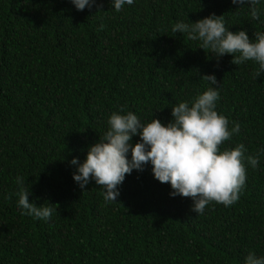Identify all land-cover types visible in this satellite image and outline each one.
<instances>
[{
    "label": "trees",
    "instance_id": "16d2710c",
    "mask_svg": "<svg viewBox=\"0 0 264 264\" xmlns=\"http://www.w3.org/2000/svg\"><path fill=\"white\" fill-rule=\"evenodd\" d=\"M112 6L96 0L78 11L71 0H0V264H245L250 252L264 257V74L255 78V61L232 64V55L217 58L172 31L214 13L229 31L254 39L264 32V0L259 20L232 0ZM209 74L219 83L215 110L229 130L240 124L220 149H246L238 201H213L196 214L190 197L170 196V184L154 178L150 162L126 174L118 202H106L94 180L84 190L73 180L70 161L84 162L113 112L167 125L173 105L207 90L200 75ZM257 155L253 169L246 157ZM17 177L29 202L58 205L48 220L22 214Z\"/></svg>",
    "mask_w": 264,
    "mask_h": 264
},
{
    "label": "clouds",
    "instance_id": "9594fccd",
    "mask_svg": "<svg viewBox=\"0 0 264 264\" xmlns=\"http://www.w3.org/2000/svg\"><path fill=\"white\" fill-rule=\"evenodd\" d=\"M78 11L91 8L96 0H71ZM261 0H232L240 7L247 4L251 17L259 20L261 10L257 7ZM134 0H113V8L119 12L124 5H132ZM101 11L98 10L97 13ZM104 24H100L103 30ZM174 33L187 34L189 40L201 41L199 48L210 50L219 58L232 55V64L241 65L246 61L259 64L255 78L264 74V32H255L250 39L245 30L229 31L224 23V15L214 13L196 22H177L172 27ZM209 85L206 91L198 94L192 101L180 102L171 107L172 119L167 125L153 118L143 123L132 112L121 114L124 110L113 112L108 119L109 129L99 137L98 142L89 147L84 162L73 158L70 163L76 166L73 180L84 190L94 180L103 186L106 202H118L121 185L126 174L135 169L143 171L144 165H152L154 178L161 183L170 184L173 191L170 196L190 197L193 200L191 210L203 214L206 206L216 203L230 206L239 200L240 192L246 181L245 146L221 151L220 145L239 134L240 124L234 122L229 130V121L215 110L219 99L214 74L200 75ZM134 135L140 136V142L130 143ZM131 151V160L127 154ZM247 162L255 169L259 156H247ZM20 186L16 195L22 214L37 219L48 220L54 207L37 206L29 202V190L23 187L24 179L17 177ZM245 264H264V257L250 252Z\"/></svg>",
    "mask_w": 264,
    "mask_h": 264
}]
</instances>
